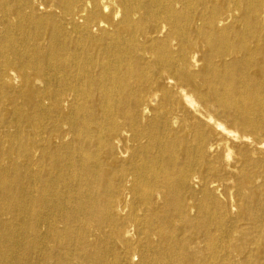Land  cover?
<instances>
[{"label": "bare ground", "instance_id": "1", "mask_svg": "<svg viewBox=\"0 0 264 264\" xmlns=\"http://www.w3.org/2000/svg\"><path fill=\"white\" fill-rule=\"evenodd\" d=\"M0 264H264V0H0Z\"/></svg>", "mask_w": 264, "mask_h": 264}]
</instances>
